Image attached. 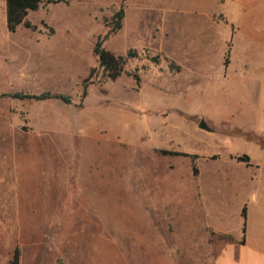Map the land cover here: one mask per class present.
<instances>
[{"label":"rangeland","instance_id":"obj_1","mask_svg":"<svg viewBox=\"0 0 264 264\" xmlns=\"http://www.w3.org/2000/svg\"><path fill=\"white\" fill-rule=\"evenodd\" d=\"M205 1L46 2L9 32L0 0V92L71 98H0V264H211L205 223L239 236L264 187V0ZM120 6L103 46L136 55L110 79L93 47Z\"/></svg>","mask_w":264,"mask_h":264},{"label":"crops","instance_id":"obj_2","mask_svg":"<svg viewBox=\"0 0 264 264\" xmlns=\"http://www.w3.org/2000/svg\"><path fill=\"white\" fill-rule=\"evenodd\" d=\"M203 1L204 2H200L202 4L199 6V11L205 10L203 4H205L206 1ZM253 1L254 0H231L229 11H239L243 9L246 14L249 9L250 13V5L253 4ZM249 16L250 14L247 17L240 16L239 18L242 17L241 22L237 21V19H239L238 17H235V23L242 26L241 28L243 31L246 30V25H250L251 19H249ZM200 21L205 20L201 17ZM255 166L263 168V170L260 174H253L248 177V180L252 183L264 172V165L258 164L256 161ZM260 184L264 186V177L260 180ZM262 192V196H254L246 203L242 204L239 212L243 223L241 210L245 207V232L242 233L241 223L238 237H234L228 229H225L221 222H216L215 224L205 223L203 228V230H205V248L209 249L210 247L214 250L211 264H264V187ZM220 236L222 238L218 239ZM223 236L225 238H223ZM212 237L219 240L215 248L209 244V240Z\"/></svg>","mask_w":264,"mask_h":264},{"label":"trees","instance_id":"obj_3","mask_svg":"<svg viewBox=\"0 0 264 264\" xmlns=\"http://www.w3.org/2000/svg\"><path fill=\"white\" fill-rule=\"evenodd\" d=\"M59 1L63 0H5V24L7 30L9 32H14L19 25L30 29H35V26L30 24V22L25 19L28 12L37 10L42 3H57ZM123 16L124 9L122 6H120L112 15L113 26L106 30L102 36H97L93 47V52L97 56L98 66L110 79L118 78L122 73L126 59L136 55L134 51H129L126 54V57L115 55L103 46V42L111 35V33L115 32L121 27ZM48 29L50 32H52L51 28ZM152 61L157 63L159 61L158 56L152 57ZM6 97L31 100H46L54 98L61 99L66 103L71 102V98L69 96L60 93H51L49 91H44L41 93L0 92V98ZM237 159L243 160V157L240 156ZM241 216L243 219L242 231L244 233L246 223L245 207H243L241 210ZM18 259L19 255L18 251L16 250L12 256L11 264H18Z\"/></svg>","mask_w":264,"mask_h":264}]
</instances>
